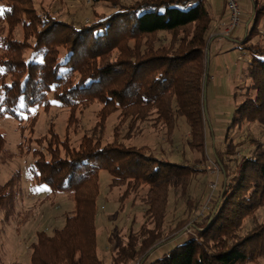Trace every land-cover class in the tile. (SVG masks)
<instances>
[{
    "label": "trees",
    "instance_id": "trees-1",
    "mask_svg": "<svg viewBox=\"0 0 264 264\" xmlns=\"http://www.w3.org/2000/svg\"><path fill=\"white\" fill-rule=\"evenodd\" d=\"M105 3L112 12L97 11ZM0 5V22L21 24L24 30L21 39L13 30L7 34L0 30V122L10 115L26 130L36 121L33 110L51 102L69 110V121L80 108L103 105L101 121L91 136L84 134L78 147L66 137L59 141L58 132L49 127L47 134L56 145L49 142L46 152L34 150L35 181L70 195L75 210L53 235L38 232L30 264H106L98 254L95 227L101 171L111 177L110 193L122 191L117 198L120 211L131 198L132 204L140 199L146 207L140 232L129 229L110 264H250L264 257V222L258 215L264 208V140L250 138L246 152L245 142L233 138L244 124L264 128V44L251 40L258 33L264 6L254 1L252 26L242 41L251 57L250 84L239 94L242 100L222 150L215 152L223 175L217 202L201 218L196 212L200 202L190 198V188L204 173L206 51L215 20L207 0H93V20L81 24L65 20L36 0H0ZM111 113L119 114V122L112 142L106 143V129L100 127ZM151 119L156 130L167 129L171 142L182 120L189 129V149L203 158L191 165L176 163L158 157L148 146L121 140L137 138L143 133L141 125ZM124 125L127 132L122 136ZM4 146L0 136L2 154L7 152ZM20 183L21 174L15 172L0 187L4 222L15 212ZM171 194L186 203L175 226H167ZM187 224L190 230L184 239L151 261L149 253L160 242L168 245L178 238L179 228ZM174 231L175 236L163 241Z\"/></svg>",
    "mask_w": 264,
    "mask_h": 264
},
{
    "label": "rangeland",
    "instance_id": "rangeland-1",
    "mask_svg": "<svg viewBox=\"0 0 264 264\" xmlns=\"http://www.w3.org/2000/svg\"><path fill=\"white\" fill-rule=\"evenodd\" d=\"M39 3L43 2L44 6L49 8L53 13H60L65 20L75 21L77 24L81 22H89L93 20L92 6L93 0H36ZM132 2V0H124ZM224 1V0H223ZM254 1L261 7L264 6V0H239L242 7V24L244 21L253 20ZM220 2V1H219ZM224 3V2H223ZM216 7V3L213 4ZM217 7L218 4H217ZM226 9V8H225ZM112 9L108 3L102 4L97 8V11L102 13H110ZM245 10V11H244ZM0 12L2 7L0 5ZM225 21V20H224ZM221 21V22H224ZM250 22V27L252 26ZM216 24V23H215ZM213 23V27L215 26ZM4 29V34L13 30V35L21 39L24 34L21 24L10 25L0 22V30ZM216 29V28H215ZM0 31V36H1ZM258 33L252 37V42H261L264 44V15L258 26ZM164 40L170 41V37L162 35ZM246 35L244 36V39ZM244 41V40H243ZM242 45L243 42H241ZM240 44V46H242ZM208 49L206 51L207 57ZM230 54L236 59H243L241 72L236 67L234 61L229 60L230 66H225L224 61L220 63L218 70H215V60L209 64L210 80L206 87L205 96V123L207 124L206 142L204 146V164H202L203 174L195 178L190 190V198L194 197L195 201L200 202L196 210L199 215L201 210L208 204L210 210L216 204V199L219 191V184L223 179L221 165L215 162V152L222 150L225 134L231 125L232 118L235 113V108L240 104L242 97L239 96L246 89L249 79L247 78V61L245 55L246 50H232ZM1 55V51H0ZM3 67L0 66V74L3 73ZM0 88V97L2 96ZM103 105L100 103L88 105L85 108H80L75 113L72 121L70 112L62 108L59 104L53 102L50 106L46 105L35 108L31 117L36 115V121L31 123L29 118L25 121L27 124L26 130H22L20 122L13 116H5L0 122V136L5 140V149L7 152L0 153V187L3 186L15 172H20L21 183L19 184L21 192L15 202V212L9 222H4V210L0 208V264H30V256L32 252L31 245L37 242L38 232H45L48 235H53L57 229H61L65 224V216L74 212L73 198L65 193L55 192L50 186L40 184L35 181L32 174L31 166L36 160V153L42 150L46 152L49 142L56 145L49 132V127L54 128L59 134V141L66 140L72 146L78 147L79 141L84 137V134L91 136L95 126L101 121L99 111ZM106 120H102L103 124L100 128H105L106 143L112 142L114 138V127L119 122V114L111 113ZM150 122L141 125L143 133L132 140H121L127 145L132 146H148L155 154L166 160L193 164L194 161L203 158L199 153L189 149L187 143L189 137V129L182 120L179 121L178 128L174 135V140L171 142V136H168L167 129H155ZM25 125V124H23ZM125 126V125H124ZM233 132V129L231 130ZM86 132V133H85ZM127 132L126 126L122 131V136ZM97 134L102 135L99 129ZM234 141L236 143L245 142L242 147L246 152L250 149L247 142L250 138L260 137L264 140V128L254 123L253 125L244 124L240 130L234 132ZM39 138L42 140L39 141ZM23 143L24 148L21 146ZM30 149V150H29ZM62 152H64L62 150ZM11 154V157L8 154ZM110 175L106 171L100 173V197L97 202L98 214L96 216V232L98 254L103 258L106 264H110L111 256L117 249L118 243L129 234V229L135 233H139L140 227L144 223L142 217L146 207L137 199L132 204L131 198L128 201V206L120 211V205L117 198L121 190L109 192L108 186L111 182ZM218 182V183H217ZM217 183L215 190L212 185ZM122 193V191H121ZM144 193V192H143ZM143 194L141 193V196ZM170 207L168 214L167 226L172 224L175 226L186 209V203L181 199H176L171 194ZM177 203V204H176ZM206 213V217L208 216ZM261 222H264V208L258 211ZM200 216V215H199ZM201 217V216H200ZM199 217V218H200ZM201 217V218H206ZM134 223V224H133ZM190 224L179 228L181 235L167 244H160L153 249L149 255L150 260H155L156 257L167 251L169 247L181 242L184 239V233L190 230ZM247 228L250 227V222H246ZM169 231V230H168ZM174 232L168 233L163 241L173 236ZM175 236V235H174ZM182 237V239H181ZM162 241V242H163ZM125 242V240H124ZM148 255V256H149ZM134 264H139L136 262ZM250 264H264V257Z\"/></svg>",
    "mask_w": 264,
    "mask_h": 264
},
{
    "label": "crops",
    "instance_id": "crops-1",
    "mask_svg": "<svg viewBox=\"0 0 264 264\" xmlns=\"http://www.w3.org/2000/svg\"><path fill=\"white\" fill-rule=\"evenodd\" d=\"M220 1V2H219ZM208 2V6L212 9L213 15H214V24L217 22H227V12L224 6V1L223 0H207ZM216 3V7L213 6V4ZM217 4L219 7H217ZM245 11V10H244ZM252 20H250L248 22L244 21V24L241 25V27H239L237 29V31H235V33L232 35V37H226V36H222V32H220L218 29H215V26L213 27L212 31H211V42L209 43V48H208V59H209V63H208V72H209V64H211V61L214 59L215 60V64L214 65V74H216L215 70H218L220 66V63L222 61H224V65L225 66H230L229 60L234 61L236 67H239V71L241 72V67H242V63H243V59H236L233 56V54H230V52H232V50H237L238 48H240L242 51L246 50L245 47L241 44V42L244 40V36L248 33V29L250 26V22ZM221 22V23H224ZM240 44L242 46H240ZM247 51V50H246ZM245 57H250L249 54L245 55ZM251 60V57L249 59V61ZM247 61V63L249 62Z\"/></svg>",
    "mask_w": 264,
    "mask_h": 264
},
{
    "label": "built area",
    "instance_id": "built-area-1",
    "mask_svg": "<svg viewBox=\"0 0 264 264\" xmlns=\"http://www.w3.org/2000/svg\"><path fill=\"white\" fill-rule=\"evenodd\" d=\"M188 6H191L189 3ZM224 6L227 12V22L221 23L217 22L215 28L222 32V36L232 37V35L237 31L242 25V7L239 4V0H224ZM246 61H249L250 57H245ZM218 183V182H217ZM217 183H214L212 187L216 190ZM209 206H206L201 210L200 216L206 217V213H209Z\"/></svg>",
    "mask_w": 264,
    "mask_h": 264
},
{
    "label": "water",
    "instance_id": "water-1",
    "mask_svg": "<svg viewBox=\"0 0 264 264\" xmlns=\"http://www.w3.org/2000/svg\"><path fill=\"white\" fill-rule=\"evenodd\" d=\"M206 59H208V53H207V57H206ZM208 63H209V59H208ZM208 73H209V72H208V69H207V74H206V76H205V81H204L205 89H204L203 98H205V96H206V87H207L206 83H207L208 75H209ZM205 99H206V98H205Z\"/></svg>",
    "mask_w": 264,
    "mask_h": 264
},
{
    "label": "snow or ice",
    "instance_id": "snow-or-ice-1",
    "mask_svg": "<svg viewBox=\"0 0 264 264\" xmlns=\"http://www.w3.org/2000/svg\"><path fill=\"white\" fill-rule=\"evenodd\" d=\"M0 14H2V12H0Z\"/></svg>",
    "mask_w": 264,
    "mask_h": 264
}]
</instances>
